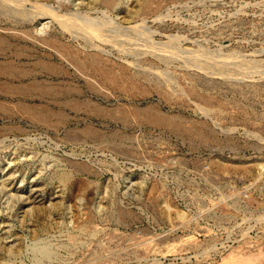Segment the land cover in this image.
<instances>
[{
    "label": "rangeland",
    "instance_id": "374dc122",
    "mask_svg": "<svg viewBox=\"0 0 264 264\" xmlns=\"http://www.w3.org/2000/svg\"><path fill=\"white\" fill-rule=\"evenodd\" d=\"M139 2L0 0V264H264V0Z\"/></svg>",
    "mask_w": 264,
    "mask_h": 264
},
{
    "label": "built area",
    "instance_id": "2783aa9c",
    "mask_svg": "<svg viewBox=\"0 0 264 264\" xmlns=\"http://www.w3.org/2000/svg\"><path fill=\"white\" fill-rule=\"evenodd\" d=\"M173 161H174V158L170 157V160L168 161V163L166 165L169 170L171 168H178V167H176V166L171 164ZM170 172L171 173L166 172V175H167V177L168 176H173L171 181L174 183V185H170L167 182L164 183V187L166 186V188H168L169 192L171 193V194H167V196H166L167 202L175 205L176 208L185 209L189 213H191L192 215H195V212H196V209H197V205H196L197 204V198L201 197V196H193V197L188 198L189 196L183 190V186L176 179H174V177H175L174 175L175 174L172 171H170ZM167 177H166V179H167ZM169 181H170V179H169ZM170 186H171V188H170ZM170 197H171V200H170ZM223 243L225 244L226 242H223Z\"/></svg>",
    "mask_w": 264,
    "mask_h": 264
},
{
    "label": "bare ground",
    "instance_id": "6f19581e",
    "mask_svg": "<svg viewBox=\"0 0 264 264\" xmlns=\"http://www.w3.org/2000/svg\"><path fill=\"white\" fill-rule=\"evenodd\" d=\"M146 1H147V0H145V1L142 0L143 4H142L141 2H139V3L142 4V7H140V8H142L143 11H145V10L148 8V6H149L148 4L150 3V2L148 1L149 3L145 4ZM156 2H157V1H156ZM6 3H7V2H6ZM21 3H22V2H21ZM8 4L11 5V7H12L11 1H10V3H8ZM17 4H18V3H17ZM112 4H113V3H112ZM112 4H111V5H112ZM9 5H7V6H9ZM143 5H144V6H143ZM145 5H148L147 8H146ZM1 6H2V5H1ZM19 6H20V4H19ZM21 6H22V5H21ZM114 6H115V5H114ZM150 6H151V5H150ZM9 7H10V6H9ZM17 7H18V6H17ZM143 7H144V8H143ZM3 8H4V6H3ZM3 8H2V9H3ZM6 8H7V7H6ZM37 8H38V7H37ZM145 8H146V9H145ZM150 8H151V7H150ZM14 9H15V8H14ZM142 9H141V10H142ZM144 9H145V10H144ZM38 11H39V10H38ZM41 12H42V11H41ZM140 13H141V12H140ZM140 13H139V14H140ZM43 14H44V13H43ZM38 17H39V16H38ZM123 17H124V16H123ZM125 18H128V17H125ZM31 19H32V18H31ZM26 21H27V20H26ZM34 22H35V21H34ZM25 23H26V22H25ZM44 28H45V27H44ZM44 28H42V30H43ZM3 29H4V28H3ZM45 29H46V28H45ZM45 29H44V30H45ZM23 30H24V29H22V31H23ZM42 30H40V31L42 32ZM44 30H43V31H44ZM22 31H20V32H22ZM40 31H39V33H40ZM44 32H45V31H44ZM5 33H6V32H5ZM23 33H24V32H23ZM27 34H29V33H27ZM30 34H31V33H30ZM36 34H37V33H36ZM21 35H22V34H21ZM6 36H7V35H6ZM14 36H15V35H14ZM17 36H18V35H17ZM29 36H30V35H29ZM36 36H37V35H36ZM39 36H40V34H39ZM39 36H38V38H39ZM33 38H34V37H33ZM38 38H37V39H38ZM42 38H43V37H42ZM43 39H44V38H43ZM43 39H42V40H43ZM48 40H49V39H48ZM35 42H36V41H35ZM38 42H40V41H38ZM42 42H43V41H42ZM47 42L49 43V41H47ZM47 42L44 41V44L46 43V45H47ZM53 42H54V41H53ZM3 43H4V40H3V38L0 37V47L2 46ZM5 44H6V43H5ZM48 45H49V44H48ZM50 45L52 46V44H50ZM11 47H12V46H11ZM93 47H95V46H93ZM4 49H5V47H4ZM7 49H8V48H7ZM7 49H6V50H7ZM1 50H2V49H1ZM61 52H62V51H61ZM67 52H68V51H67ZM13 53H14V52H13ZM18 53H19V52H17V54H18ZM17 54H16V55H17ZM10 55H11V54H10ZM90 55H91V54H90ZM19 56H20V55H19ZM73 56H74V55H73ZM87 56H89V54H88ZM91 56H92V57H91ZM91 56H90L89 59L86 60V61H88V63H90V64H95V63L97 64V61H99V60H97V59L95 58L97 55H96L95 57H93V55H91ZM70 57H71V56H70ZM67 58H68V57H67ZM72 58H73V57H72ZM78 60H79V59H78ZM82 60H83V59H82ZM47 61H48V60H47ZM76 61H77V60H76ZM76 61H75V63H76ZM11 62H12V61H11ZM77 62H78V61H77ZM79 63H80V62H79ZM98 63H99V62H98ZM76 64H77V63H76ZM76 64H75V65H76ZM77 65H79V64H77ZM77 65H76V66H77ZM50 66H51V65H50ZM79 66H80V65H79ZM90 66H91V65H90ZM96 67H98V66H96ZM106 68H107V67H106ZM2 69H3V74H4V73H5V74H6V73H11V72L9 71L10 69L7 68V67H6V68L4 67V68H2ZM85 69H86V68H85ZM99 69H100V68H99ZM43 70H45V69H43ZM100 70H101V69H100ZM87 71H88V70H87ZM80 72H81V71H80ZM110 73H111V72H110ZM6 75H7V74H6ZM102 75H103V74H102ZM10 76H11V75H10ZM21 76H22V75H21ZM108 76L110 77V74H109ZM1 77H2V76H1ZM8 77H9V76H8ZM112 77H113V76H112ZM112 77H110V79H111ZM83 78H84V77H83ZM113 82H114V81H113ZM2 84H3V83H2ZM18 85H19V84H18ZM3 86H4V85H3ZM98 86H99V85H98ZM5 88H6V87H5ZM44 89H45V88H44ZM46 89H48V88H46ZM13 92H15V91H13ZM1 94H2V93H1ZM66 102H67V101H66ZM18 104H19V103H18ZM79 105H80V104H79ZM9 106H10V105H9ZM66 106H67V105H66ZM11 107H12V106H11ZM69 107H70V106H69ZM0 108H1V107H0ZM12 108H13V107H12ZM10 110H11V109H10ZM29 110H30V109H29ZM24 112L27 113V114H29V115H31L32 117H36V118H38V119L41 118L40 116H37V115L34 116V114H33L32 112H30V111H24ZM25 113H24V114H25ZM148 113H149V112H148ZM151 115H152V117L154 118V120L157 121L156 123H159V124L162 123V124H164V125H169L168 123H169L170 120H163V119L161 118V116L159 115V113H157L156 111H155L154 113H152ZM166 119H168V118H166ZM167 121H168V122H167ZM49 123H50V122H49ZM175 124H176V123H175ZM175 124H174V125H175ZM181 126H182V125H181ZM183 127H184V126H183ZM83 128H84V127H83ZM178 128H179V127H178ZM167 129H168V128H167ZM204 138H205V137H203V139H204ZM116 147L119 149V146H116ZM116 147H115V148H116ZM60 177H61V176H60ZM64 177H65V176H64ZM60 180H61V179H60ZM63 182H64V181H63ZM114 212H115V211H114ZM117 214H118V213H117ZM118 215H119V214H118ZM118 215H117V216H118ZM177 217L180 219L182 216H181V214H180V215L178 214ZM42 242H43V241H42ZM35 244H36V242H35ZM35 244H33V245H35ZM37 246H38V244H37ZM38 247H39V248H38ZM38 247H37V248H34V247H33V248L36 249V250L39 249L40 253H41L43 256H45V257H50V256H51V254H50L51 251H49L48 248H46V247L43 246V245H41V246L39 245ZM36 250H35V251H36ZM37 252H38V251H37ZM40 253H39V254H40ZM42 259H43V258H42ZM47 259H48V258H47Z\"/></svg>",
    "mask_w": 264,
    "mask_h": 264
}]
</instances>
